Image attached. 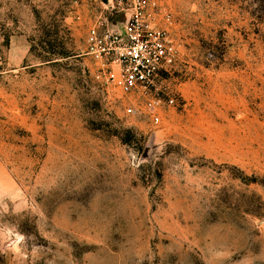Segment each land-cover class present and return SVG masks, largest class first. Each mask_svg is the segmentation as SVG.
I'll list each match as a JSON object with an SVG mask.
<instances>
[{
  "label": "rangeland",
  "instance_id": "1",
  "mask_svg": "<svg viewBox=\"0 0 264 264\" xmlns=\"http://www.w3.org/2000/svg\"><path fill=\"white\" fill-rule=\"evenodd\" d=\"M135 13L158 123L87 54ZM0 264H264V0H0Z\"/></svg>",
  "mask_w": 264,
  "mask_h": 264
},
{
  "label": "built area",
  "instance_id": "2",
  "mask_svg": "<svg viewBox=\"0 0 264 264\" xmlns=\"http://www.w3.org/2000/svg\"><path fill=\"white\" fill-rule=\"evenodd\" d=\"M87 43V54L100 63L96 79L124 94L143 97L153 121L160 122L159 97L167 96V103L174 104L163 86V74L178 60L176 47L167 34L152 29L135 13L121 29L102 32L93 27ZM128 113H133V109L129 108Z\"/></svg>",
  "mask_w": 264,
  "mask_h": 264
}]
</instances>
